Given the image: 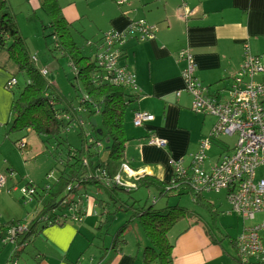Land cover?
<instances>
[{"label": "crops", "instance_id": "obj_1", "mask_svg": "<svg viewBox=\"0 0 264 264\" xmlns=\"http://www.w3.org/2000/svg\"><path fill=\"white\" fill-rule=\"evenodd\" d=\"M32 1L33 7L39 5L38 0ZM58 1L67 22H80L83 13L74 1L63 0L65 8L60 0ZM108 1L114 9L109 10L104 21L107 30L114 28L126 32L128 26L139 20L157 27L153 37L139 40L137 36L132 35L126 39L123 48L121 63L134 75L138 90L135 92L137 101L134 109L128 112L129 119H126L125 132L129 141L124 152L133 158L145 173L167 183L179 163L182 169L188 168L183 158L172 153V140L177 134L186 136L188 142L192 138L188 119L191 116L193 99L183 87L181 71L184 62L179 58L180 52L187 51L193 56L194 78L206 88L207 95H220L238 71L245 52L252 56L264 54V0H123L122 5H117L116 0ZM181 4L189 10L188 18L179 15ZM100 37L101 35L96 39ZM261 63L263 71L254 76V81L264 85V61ZM12 76L5 56L0 58V131L8 129L12 118L10 106L13 95L10 90L5 89V83ZM135 111L150 113L153 120L136 128L132 123ZM198 122L201 123L200 119ZM206 134L207 131H203L202 127L197 140ZM149 137L163 140L165 146L147 144ZM5 162L9 167L4 169L6 175L3 174V169L0 170V175L5 178L0 198L5 199V204L7 197V205L3 212L0 210V229L4 223L20 221L25 214L26 219L23 220L28 222L38 212L37 208L33 215L32 210L28 213L21 212L19 200L10 193H3V189L17 192L15 185L22 182V179L16 183L9 182L13 169L10 168L9 161ZM21 189L23 188H20L19 192ZM223 192L227 194L226 191ZM35 194L31 198H35ZM42 195L38 200L41 207L45 205L48 194L42 191ZM12 205L18 207V210L12 209ZM93 206L91 199L83 203L86 213L81 224L77 226L67 223L63 226H44L39 223L35 227L37 234L32 248L28 246L29 241L24 242L26 246L24 243L16 245V239L12 244L5 243L3 235H0V264H7L9 260L14 259L13 253L17 258L21 251V264H142L138 256L123 253V249L116 255L102 251L93 238L96 233ZM230 212H233L231 205ZM208 231L205 225L190 221V227L184 231V235H191L204 245H217V241L209 237ZM177 238L171 255L172 264H213L212 262L223 254L220 247L216 256L203 259L199 263L202 257L192 242L187 239L183 244H178ZM21 258H17V264H20Z\"/></svg>", "mask_w": 264, "mask_h": 264}, {"label": "trees", "instance_id": "obj_2", "mask_svg": "<svg viewBox=\"0 0 264 264\" xmlns=\"http://www.w3.org/2000/svg\"><path fill=\"white\" fill-rule=\"evenodd\" d=\"M38 3L40 11L44 13L48 21V24L44 25L40 20L44 31L43 37L52 39L53 45L62 57H69L75 66L73 67L75 76L80 81L82 93L77 105H74L60 94L55 85L47 82V73L42 75L41 69L35 66L36 58H31L27 53L25 38L21 36L15 23V14L11 11L6 0H0V51H5L7 59L15 65L17 74H20L24 81L22 90L13 97L10 106L12 118L8 124L7 133L30 130L45 137L47 143L49 137L54 138L57 148L63 146V149L53 151L55 161L61 166L59 175L54 178L53 182L57 185L63 181L64 186L60 191L65 192V197L61 198L63 194L58 199L61 198L65 205L72 208V213L70 216L55 214L49 216L47 214L55 213L52 208L58 202L57 195L51 191L52 185L48 184L42 191L53 199L38 210L29 224L23 223L25 228L16 237L15 244L19 246L24 242L29 241L30 243L36 233L35 227L42 222L45 223L44 226H63L66 224V218L67 221L73 220L72 216L76 218V221H73L81 223L86 213L83 203L91 199L96 205L94 195L89 194L87 190L89 185L99 188L95 194L101 193V191L112 193L117 190L131 193L139 188L157 189L160 196L172 194L175 189L179 191V195L190 192L195 193L196 196L201 194L195 191L189 183H176L174 175L165 183L154 175L145 173L133 158L125 154L124 150L129 139L126 136L123 121L127 109L137 101V96L135 91L128 87L102 80V70L96 65L94 57L102 45L103 33L99 39L85 41L86 45L90 47L91 53L83 56L72 35L75 25L66 21L59 1L38 0ZM156 31L157 27L153 34ZM12 77L16 82L14 86H17L15 76ZM14 86L10 90L12 95H14L12 91ZM82 113L85 116L82 117ZM92 119L95 120V126L91 122ZM74 126L78 130L80 144L72 148L69 145L65 146L64 142L67 141L65 133ZM124 167L130 170L133 175L129 176ZM116 177L119 178V182ZM32 188L35 194L36 188ZM68 193L74 194L73 199H67ZM102 202L103 200L98 201V205ZM134 206L135 202L130 205L126 203L117 205V209H119L117 211L131 212V216L128 221L118 227L109 247H105L103 244L99 247L102 251H108L112 255L118 254L123 243L120 236L125 234L131 222L136 221L148 244L143 248L142 258H139L141 263L172 264L171 255L174 244L169 243L168 232L177 222L185 219L186 209L177 204L160 209H156L153 205L140 206L138 209ZM103 212H105L106 218L108 215L111 217L110 220L105 219L103 222L97 220L99 225H96L94 239L100 235L103 225L109 226L116 219L114 212L110 210ZM94 213L97 215L96 212ZM215 213L218 214L217 211ZM23 224L20 221L4 223L0 229L3 242L9 229L23 226ZM262 242L264 245V240ZM24 246H26L25 243ZM232 246L238 251V264H244L236 240H232ZM131 254L138 256L134 251ZM13 257L15 258L11 260H15V264H17L18 260L14 253ZM11 260L7 264H10ZM245 264L264 263L250 258Z\"/></svg>", "mask_w": 264, "mask_h": 264}, {"label": "rangeland", "instance_id": "obj_3", "mask_svg": "<svg viewBox=\"0 0 264 264\" xmlns=\"http://www.w3.org/2000/svg\"><path fill=\"white\" fill-rule=\"evenodd\" d=\"M11 11L15 14V23L18 27L19 33L25 38V44L27 53L31 58H36L35 66L38 69H45L47 71L46 79L47 82L52 83L59 90L60 94L64 96L67 100L71 101L74 105H77L80 94L82 93V86L80 81L75 76V70L73 63L68 56H61L60 52L53 45L51 38L43 37V29L40 24V20L43 24L47 25L48 21L42 11L39 10V5L33 7L34 2L32 0H6ZM73 2L77 5L78 9L83 13V18L80 22L75 23V31L73 29L72 35L76 44L81 49L83 56L91 53L90 47L86 45L87 40H95L99 35H101L107 28L104 27L105 18L109 13V10H113L114 7L110 5L108 0H66ZM38 2V1H37ZM63 7L65 8V1L60 0ZM114 5V3H113ZM116 6V5H115ZM117 7V6H116ZM77 31V32H76ZM82 33H78V32ZM133 36H139V32L128 33L126 38H131ZM0 58L5 56L7 61V66L10 68L13 76L17 80V86H14L13 92L14 96L18 95L24 86L23 78L20 74H17L16 67L11 63L6 56L5 51H0ZM121 62V60H120ZM138 92V90H137ZM12 94V93H11ZM134 109V103L126 111V116L123 121V127L126 129V119H129V113ZM191 116L188 119L191 130L192 138L187 140V137L183 134H177L176 137L171 142L172 153L177 154L179 157L184 159V164L189 167L191 162V155L195 152L198 144L201 141L207 140L209 138L210 132L215 124V118L206 117L203 118L199 115H195L190 111ZM82 117L85 116L84 113L81 114ZM133 118V117H132ZM203 118V120H201ZM200 119L201 123L198 122ZM99 123V121H98ZM133 123V121H132ZM131 120L130 124L132 126ZM203 131H207L204 137L197 140L198 135ZM8 129H3L0 131V170L9 167L5 160L11 163V169L13 173L10 181L16 183L18 180L22 179L21 183L15 185L18 191H11L10 189H3V193H10L11 196L19 200V210L21 212H30L32 210V215L35 209L41 208L38 204V200L41 199L42 189L47 184L52 185L51 191L53 194L57 195V204L52 208L55 213H47L51 215H61L65 216L67 214L68 205L64 204L61 198L65 197V192L60 191L64 186L63 181L61 184H54L53 180L59 175L61 166L55 161L53 151H59L63 149V146L58 148L54 144V138L49 137L48 143L46 138L37 135L34 131H15L7 133ZM66 142L64 145H69L74 148L80 144V139L78 136V130L74 127L70 131L65 133ZM238 136L235 135H220L214 140L206 152V161L204 163V168L209 169L214 166L220 159V156L225 153L232 151L237 143ZM25 143V147L22 150L18 149L19 142ZM147 144L148 141H146ZM150 145V144H149ZM193 146V147H192ZM192 147V148H191ZM183 155V156H182ZM190 155V157H189ZM53 173V174H52ZM6 175L5 171L3 172ZM48 175V176H47ZM264 178V166H260L255 171V179L259 180ZM51 179L50 181H48ZM25 184V185H24ZM35 187L36 194L35 198L24 197L20 192V188ZM99 188L94 185H89L87 190L89 194H93V198L96 200V205L93 206L94 215L96 218L95 224L98 226V222H103L105 219L110 220L111 215H104L106 210L114 212L116 219L107 226L103 225L100 235L95 238V241L99 245H104L109 247L115 232L118 227L129 220L131 212L117 211V205L126 203L130 205L135 202V208L138 209L140 206L153 205L156 209H160L165 206L179 205L184 207L187 211V216L184 220H180L175 224V226L168 232L169 243L174 244L176 237L178 244H183L185 240H190L198 251L199 255L202 257L199 263L203 259H209L210 257L216 256L217 251L221 247L223 254L217 257L212 263L213 264H238V251L232 246V240H236L239 235V229L245 225V227L252 224L251 222H242V220L236 216V214L230 212V205L226 199L225 192H201L199 195L195 193H186L179 195V191L176 189L169 195H159L157 189L147 190V189H136L128 193L127 191L117 190L116 192L108 193L106 191H101V193L95 194ZM139 190V191H138ZM8 191V192H7ZM61 192V193H60ZM60 193V194H59ZM64 194V195H63ZM178 194V195H177ZM60 195H63L60 200L58 199ZM72 193L67 194V199H73ZM34 196V195H33ZM53 198L48 195L45 201V205L51 201ZM4 198H0V210L3 212V208L7 205L4 204ZM103 200L101 204L98 205V201ZM12 209L18 210V207L12 205ZM218 212V214L215 213ZM27 214L20 218V222L29 224L33 219L31 218L28 222L23 220ZM32 215L30 217H32ZM60 216V218H61ZM26 219V218H25ZM261 220V217L257 216L256 222ZM190 221H196L205 225L209 230L208 234L211 239L217 241V245L208 246V244H203L202 241L194 239L191 235H184L185 232L190 227ZM66 223L68 225H80V222H75L73 220H68L66 218ZM42 225H45L42 222ZM185 231V232H184ZM184 232V233H183ZM182 233V234H181ZM31 238L29 247L32 248L35 242V236ZM264 235V232H262ZM95 237V233L93 234ZM91 239V235L89 240ZM120 240L123 241L122 249L123 253L126 252L130 254L132 251L142 258L143 248L146 247L147 240L144 237V233L137 222H131L128 230L120 236ZM75 246V245H73ZM21 253L17 257L18 260L21 258ZM108 255V254H107ZM84 256V255H83ZM26 258V256H22ZM20 260V264L22 262Z\"/></svg>", "mask_w": 264, "mask_h": 264}, {"label": "built area", "instance_id": "obj_4", "mask_svg": "<svg viewBox=\"0 0 264 264\" xmlns=\"http://www.w3.org/2000/svg\"><path fill=\"white\" fill-rule=\"evenodd\" d=\"M117 5L124 4L123 0H116ZM179 15L188 18L189 10L184 4L178 9ZM136 30L139 40L151 38L156 30L155 26L139 20L130 26L128 31L121 32L110 28L102 34V45L95 54V63L102 70V80L114 85H120L137 91L135 77L126 70L120 62L128 33ZM179 58L184 62L181 71L184 89L192 96V111L195 114L213 116L215 124L207 140L201 141L196 151L191 155V162L187 169L177 166L173 175L176 183H189L197 192H227V200L242 222H251L239 229L236 239L237 248L242 256V262L254 259L264 263V178L256 180L255 171L264 166V85L254 81V76L263 71L261 61L264 54L252 56L248 52L243 55L238 71L232 77L220 95H207L206 88L194 78L195 63L193 56L187 51H181ZM42 75L46 70L41 69ZM15 79L10 77L5 88L10 90L15 85ZM153 120V116L145 111L133 113L134 127H140L144 122ZM237 135L238 140L232 151L220 156L219 161L209 169L204 168L207 159L206 152L212 142L220 135ZM150 145L164 147L161 139L149 137ZM25 143L20 141L18 149L22 150ZM129 176L133 173L124 167ZM117 182L119 178L116 177ZM175 183V184H176ZM5 178L0 175V190L4 188ZM174 184V185H175ZM20 193L24 197L34 194L33 188H23ZM72 208L68 206L66 216H70ZM81 210V209H80ZM79 210V211H80ZM257 216L261 220L256 222ZM71 218L75 220V217ZM76 221V220H75ZM25 226L13 227L7 231L5 243H13ZM10 264H15L11 260Z\"/></svg>", "mask_w": 264, "mask_h": 264}, {"label": "water", "instance_id": "obj_5", "mask_svg": "<svg viewBox=\"0 0 264 264\" xmlns=\"http://www.w3.org/2000/svg\"><path fill=\"white\" fill-rule=\"evenodd\" d=\"M91 122H92L93 126H95V125H96V123H95V120H94V119H92V120H91ZM98 131H99V130H98Z\"/></svg>", "mask_w": 264, "mask_h": 264}, {"label": "clouds", "instance_id": "obj_6", "mask_svg": "<svg viewBox=\"0 0 264 264\" xmlns=\"http://www.w3.org/2000/svg\"><path fill=\"white\" fill-rule=\"evenodd\" d=\"M5 89H6V88H5ZM11 89H12V88H11ZM11 89H10V90H11Z\"/></svg>", "mask_w": 264, "mask_h": 264}]
</instances>
